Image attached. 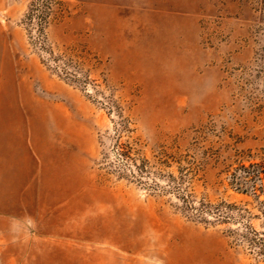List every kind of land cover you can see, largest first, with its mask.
Wrapping results in <instances>:
<instances>
[{"label": "rangeland", "instance_id": "rangeland-1", "mask_svg": "<svg viewBox=\"0 0 264 264\" xmlns=\"http://www.w3.org/2000/svg\"><path fill=\"white\" fill-rule=\"evenodd\" d=\"M0 215V264H264V0H0Z\"/></svg>", "mask_w": 264, "mask_h": 264}, {"label": "crops", "instance_id": "crops-1", "mask_svg": "<svg viewBox=\"0 0 264 264\" xmlns=\"http://www.w3.org/2000/svg\"><path fill=\"white\" fill-rule=\"evenodd\" d=\"M36 155H40V147L33 146L32 152H28V163L31 164V166L34 170V173H35V169L37 171V174H38L37 185L39 187V184H40V158H39V156H38V158H36L35 157ZM29 186H30V183H29ZM0 219L4 220V221H8L10 219V217L6 216V215H0Z\"/></svg>", "mask_w": 264, "mask_h": 264}]
</instances>
